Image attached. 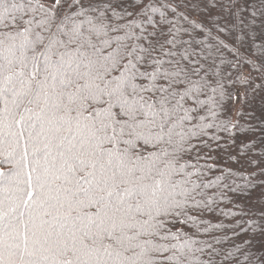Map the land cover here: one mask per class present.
<instances>
[{"label": "snow or ice", "instance_id": "obj_1", "mask_svg": "<svg viewBox=\"0 0 264 264\" xmlns=\"http://www.w3.org/2000/svg\"><path fill=\"white\" fill-rule=\"evenodd\" d=\"M0 264H264V0H0Z\"/></svg>", "mask_w": 264, "mask_h": 264}, {"label": "trees", "instance_id": "obj_2", "mask_svg": "<svg viewBox=\"0 0 264 264\" xmlns=\"http://www.w3.org/2000/svg\"><path fill=\"white\" fill-rule=\"evenodd\" d=\"M232 167L235 168V165L233 164ZM237 183L243 187V185L245 183L244 178L243 177H237ZM237 207H239V205L228 204L227 201H224L221 204V209L224 211H229V210L236 211Z\"/></svg>", "mask_w": 264, "mask_h": 264}]
</instances>
